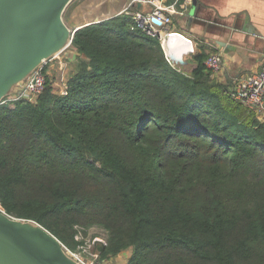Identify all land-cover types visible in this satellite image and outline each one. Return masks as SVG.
<instances>
[{
    "label": "trees",
    "instance_id": "trees-1",
    "mask_svg": "<svg viewBox=\"0 0 264 264\" xmlns=\"http://www.w3.org/2000/svg\"><path fill=\"white\" fill-rule=\"evenodd\" d=\"M70 47L64 95L46 76L34 102L0 104L5 213L71 252L78 228H101V262L132 249L127 264H264V121L207 55L173 65L127 13Z\"/></svg>",
    "mask_w": 264,
    "mask_h": 264
},
{
    "label": "water",
    "instance_id": "water-1",
    "mask_svg": "<svg viewBox=\"0 0 264 264\" xmlns=\"http://www.w3.org/2000/svg\"><path fill=\"white\" fill-rule=\"evenodd\" d=\"M72 1L0 0V104L4 97L17 92L43 62L69 49L76 29L67 27L63 13ZM196 6L197 1L192 0L185 17L187 23L197 18ZM175 38L181 48L173 50ZM182 38L167 35L166 43H161L173 65H183L184 56L192 52L191 43ZM0 264L79 263L36 222L17 219L0 210Z\"/></svg>",
    "mask_w": 264,
    "mask_h": 264
},
{
    "label": "crops",
    "instance_id": "crops-1",
    "mask_svg": "<svg viewBox=\"0 0 264 264\" xmlns=\"http://www.w3.org/2000/svg\"><path fill=\"white\" fill-rule=\"evenodd\" d=\"M196 1L195 15L197 18L190 23H187L185 17L175 20L168 33L178 34L190 41L193 53L202 52L206 55L214 52L221 53L223 67L211 78L231 91L240 79L258 73L264 63V0ZM97 3L104 5V12L100 18H96L91 23L131 12L132 6L135 7L133 11L147 12L150 9L148 4L140 3L138 0H98ZM190 9L191 7L189 11ZM77 14L78 12L74 9L71 11V22L67 24V27L74 30L91 24L77 26L83 18L88 19L87 15H82V18L77 21L75 20ZM68 50L55 58L58 59L55 63L58 68L61 66L62 59H69L68 61L71 62L76 60L75 50L71 47ZM51 62L47 70L48 77V73L55 68ZM186 65L185 63L184 66ZM187 66L193 68L191 64ZM257 118L263 121L259 115Z\"/></svg>",
    "mask_w": 264,
    "mask_h": 264
},
{
    "label": "built area",
    "instance_id": "built-area-1",
    "mask_svg": "<svg viewBox=\"0 0 264 264\" xmlns=\"http://www.w3.org/2000/svg\"><path fill=\"white\" fill-rule=\"evenodd\" d=\"M140 3H146L150 6L149 11H129V14L135 22L137 28L150 36H155L162 43V34L174 35L168 33L170 26H172L177 19L186 17L189 8L192 5V0H138ZM157 21L159 25L154 23ZM188 41V40H187ZM190 42V41H188ZM193 52V50H192ZM59 55V54H58ZM58 55L43 62L38 66L29 77L20 85L17 92L9 96L7 101L14 102L21 99L34 102L43 92L48 66ZM204 65L209 71L210 76L218 74L223 67V57L219 52L210 53L207 55ZM61 69L64 64L61 63ZM233 99L240 102L247 109L259 115L264 121V63L260 71L256 74L249 75L240 79L234 88L230 91ZM94 245V242H93ZM65 248V247H64ZM78 251L71 252L66 250L67 254L72 257L79 264H102L98 260L97 253L90 251V245H84ZM80 253L84 257H89L91 260L81 258Z\"/></svg>",
    "mask_w": 264,
    "mask_h": 264
},
{
    "label": "rangeland",
    "instance_id": "rangeland-1",
    "mask_svg": "<svg viewBox=\"0 0 264 264\" xmlns=\"http://www.w3.org/2000/svg\"><path fill=\"white\" fill-rule=\"evenodd\" d=\"M97 2H98V0H73L66 7V9L63 13L64 23L66 25L70 24V22H71L70 13L73 9L78 12V14L75 16V20H77V21L81 19V16L83 14L88 16V19L81 21V23H79L77 26H80L82 24L84 25L88 21H89L88 23H91L96 18H100V16L104 12L105 7H104V5L103 6L98 5ZM76 6H78V7L75 9ZM80 12H81V14H80ZM166 37L167 36L164 35V39H163L164 44L166 43ZM67 51H69V50L67 49ZM191 53L193 54V52H191ZM68 60L62 59V63L64 64L63 69L58 68L57 65L55 64L58 62V59H55V61L53 60L51 62V63H53V65H55V68L48 73L49 74L48 78H50V81L52 82L54 92L58 95H64L65 94L68 80L71 79L72 77H74L75 74L77 73V69H78L77 68V65H78L77 61L76 60L73 61V58H72L73 62L68 61ZM185 60L186 61L188 60V62L190 61V59L188 58L187 55H185L184 64L186 63ZM184 64L182 65L183 67H185L187 69L190 68L189 66H187L188 65L187 63H186L187 64L186 66H184ZM8 98H9V96L4 97L2 102L3 101L6 102V100H8ZM0 210L4 211V209L1 207V205H0ZM104 236H105L104 231L98 227L85 228V229L78 228L75 238L77 241L80 242V244L76 248V250H74V251H78L79 249L81 251V249H82L81 247H84L85 244L90 245V251L93 252V254H94V252L97 253L98 260H99V254L101 253L104 246H106ZM93 242H94V245H93ZM74 251H72V252H74ZM131 253H132V249L125 250L124 252H122L121 254L116 256L115 259L110 260V261H105L102 264H127V260L131 256ZM80 256H81V258H85L86 260H91V258L84 257L83 254H81V253H80Z\"/></svg>",
    "mask_w": 264,
    "mask_h": 264
},
{
    "label": "bare ground",
    "instance_id": "bare-ground-1",
    "mask_svg": "<svg viewBox=\"0 0 264 264\" xmlns=\"http://www.w3.org/2000/svg\"><path fill=\"white\" fill-rule=\"evenodd\" d=\"M88 4V3H87ZM110 7V6H109ZM81 8V7H80ZM114 10V9H113ZM80 14H81V12H80ZM84 15V14H83ZM90 15V14H89ZM92 15V14H91ZM99 16V15H98ZM82 18V17H81ZM83 20H85L84 18H83ZM92 20V19H91ZM89 22V21H88ZM87 22V23H88ZM91 22V21H90ZM93 22H94V20H93ZM83 25V24H82ZM79 28H81V27H79ZM78 29V28H77ZM76 29V30H77ZM165 35V34H164ZM164 35L162 34V39H164ZM177 38H179V36H177ZM177 38H175V42H174V45L172 46L173 48V50H176V49H180L181 47V44H179V42H178V40H177ZM180 39V38H179Z\"/></svg>",
    "mask_w": 264,
    "mask_h": 264
}]
</instances>
